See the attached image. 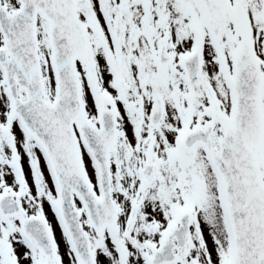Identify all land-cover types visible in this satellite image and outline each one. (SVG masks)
I'll return each instance as SVG.
<instances>
[{
    "label": "snow or ice",
    "instance_id": "1",
    "mask_svg": "<svg viewBox=\"0 0 264 264\" xmlns=\"http://www.w3.org/2000/svg\"><path fill=\"white\" fill-rule=\"evenodd\" d=\"M0 264H264V0H0Z\"/></svg>",
    "mask_w": 264,
    "mask_h": 264
}]
</instances>
